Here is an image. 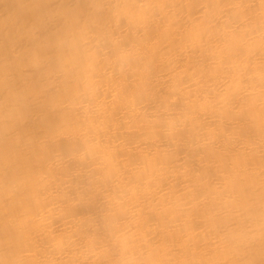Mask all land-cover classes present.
Returning <instances> with one entry per match:
<instances>
[{
	"label": "bare ground",
	"instance_id": "1",
	"mask_svg": "<svg viewBox=\"0 0 264 264\" xmlns=\"http://www.w3.org/2000/svg\"><path fill=\"white\" fill-rule=\"evenodd\" d=\"M0 264H264V0H0Z\"/></svg>",
	"mask_w": 264,
	"mask_h": 264
}]
</instances>
